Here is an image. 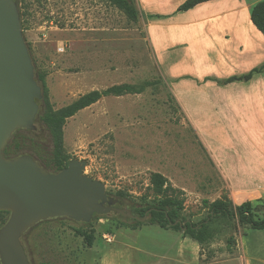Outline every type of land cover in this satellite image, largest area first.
Here are the masks:
<instances>
[{
  "label": "rangeland",
  "instance_id": "obj_1",
  "mask_svg": "<svg viewBox=\"0 0 264 264\" xmlns=\"http://www.w3.org/2000/svg\"><path fill=\"white\" fill-rule=\"evenodd\" d=\"M246 1L252 5L260 0ZM18 7L24 20L21 26L24 41L31 49L36 67L47 71L48 76L92 71L107 65L152 63L145 32L137 20L128 18L109 0H18ZM60 7H82L84 13L90 9L104 19L99 21L100 27L94 26V30L91 27L65 30L60 23ZM102 26L107 29H102ZM243 35L250 49L234 58L233 72H230L231 68L218 67L221 76L241 74L264 62V35L249 30L246 21ZM82 39L83 43L80 41ZM180 55V52H174L167 56L177 58ZM249 63L252 65L248 66ZM253 80L264 84V74L253 76ZM241 82L239 84H243ZM223 92L214 89L211 94L217 100H222ZM260 94H264V89H260ZM169 103V107H162L161 111L156 110L149 117L169 116L170 123H149L145 133L126 134L122 130L97 133L87 124L81 135L73 138V144L69 146L72 154L69 155L72 159L87 163L83 173L102 181L109 196L115 197L118 190L127 193L119 201V206L128 209L133 203L153 201L154 194L148 188L149 176L152 172H160L173 187L183 191L184 209L181 216L198 221L207 214L205 200L210 202L223 193L228 197L231 194L227 187L223 188L222 185L226 184L199 141L193 124L171 98ZM224 107L215 109L202 103L195 108L196 124L204 126L202 134L205 135L206 143L222 159L227 157V152H242L253 144L250 139L238 136L241 130L246 129L241 119L245 118V113L264 110V101L259 107L245 104L243 107L234 106L231 111ZM203 111L211 115L204 116L201 114ZM252 121L257 125L263 123L257 114L252 116ZM34 124L35 129L30 136L42 142L45 150L49 151L51 142L45 126L40 122ZM255 209L257 215L264 217V198ZM88 223L90 225L85 226L82 222L59 217L34 225L20 239L28 263L176 264V242L168 233L182 236L179 231L151 224L139 225L135 229L118 226L112 213L91 218ZM73 227L92 231V245H87L83 237L75 235ZM212 228L215 231L214 239L200 247L201 259L204 261L220 254H232L244 232V228H236L233 222L221 218L214 221ZM230 235L235 241L229 247L227 238Z\"/></svg>",
  "mask_w": 264,
  "mask_h": 264
},
{
  "label": "crops",
  "instance_id": "obj_2",
  "mask_svg": "<svg viewBox=\"0 0 264 264\" xmlns=\"http://www.w3.org/2000/svg\"><path fill=\"white\" fill-rule=\"evenodd\" d=\"M184 1L134 0L138 12L137 23L145 32L151 52V64L107 65L92 71L46 76L49 102L54 110L68 106L92 91L102 92L122 84L144 85L143 90L136 93L103 95L66 118L62 127L63 150L68 155L72 154L69 146L73 144V138L87 128V124L97 133L104 134L119 130L126 134L145 133L149 123L168 125L171 121L169 116H149L156 110L161 111L162 107H169L171 98L195 127L199 141L226 184L222 185L223 188L227 187L230 191L229 199L237 204L256 202L264 198V110L243 115L245 118L241 120L246 129L242 127L244 130L238 136L250 139L253 144L242 152L225 153L228 161L208 146L202 134L204 126L197 125L195 119V108L202 103L215 109L225 106L227 111H231L234 106L243 107L245 104L259 107L264 101V94H260L264 84L255 83L253 77L241 82L243 84H220L207 79L231 76H221L218 67L231 68L230 72H233L234 58L250 49L243 35V25L246 21L249 30L260 33L249 17V9L256 2L249 5L246 0H211L186 11L177 10ZM60 8V23L65 30L72 27L93 29L94 26L100 27L104 19L90 9L84 13L82 7ZM50 23L53 21L50 20ZM80 41L83 43L84 39ZM174 52H180L181 55L177 58L167 56ZM149 81L153 83L145 85ZM214 89L224 91L222 100H217L211 94ZM201 114L211 115L205 111ZM256 114L263 123L254 124L252 116ZM168 235L176 242V264H264V229L241 233L232 254H220L207 261L201 259L197 242L171 235L170 232Z\"/></svg>",
  "mask_w": 264,
  "mask_h": 264
},
{
  "label": "water",
  "instance_id": "obj_3",
  "mask_svg": "<svg viewBox=\"0 0 264 264\" xmlns=\"http://www.w3.org/2000/svg\"><path fill=\"white\" fill-rule=\"evenodd\" d=\"M40 97L17 4L0 0V211L9 212L0 227V264H29L20 239L41 221L67 217L88 223L94 214L111 212L146 219L116 207L104 183L83 173V160L71 159L61 171L51 173L29 155L4 157L15 131L35 129Z\"/></svg>",
  "mask_w": 264,
  "mask_h": 264
},
{
  "label": "trees",
  "instance_id": "obj_4",
  "mask_svg": "<svg viewBox=\"0 0 264 264\" xmlns=\"http://www.w3.org/2000/svg\"><path fill=\"white\" fill-rule=\"evenodd\" d=\"M18 7V0H14ZM117 8L121 9L128 18L137 20L138 12L133 0H109ZM211 0H185L177 8L179 11H186L198 4ZM21 26H23L22 13L18 7ZM249 17L253 26L264 35V0H260L251 6L249 9ZM26 43V42H25ZM34 70V78L38 86L40 87L41 97L36 100L38 105V112L34 119L35 122L42 123L50 138L51 149L45 150V146L42 142L33 139L30 134L32 130H17L12 134L11 139L8 141L3 149V155L6 158H13L20 155H29L35 161H37L44 169L51 173H57L65 168L68 162L72 159L70 155L66 154L63 150L62 143V127L66 118L72 116L79 109L86 107L103 95H120L125 93H136L143 90L144 85L135 86L130 84H122L109 87L108 89L99 92L92 91L74 103L54 110L51 107L48 97V89L46 86L45 78L47 71L41 68H37L32 57L31 49L26 44ZM264 74V62L252 67L248 71L231 75L224 79H212L220 84H227L231 82H247L253 76ZM153 82H146L145 85H150ZM149 190L154 194L153 201L150 203H133L129 210L131 213L139 218L146 215V219L141 222L139 220L123 217L119 214L111 212L115 215V221L118 226H125L131 229H135L139 225L151 224L160 228H169L175 231H179L182 237H187L201 247L208 244L214 239L215 231L212 228V224L216 219H225L234 223L235 227L244 228L243 234L246 230H262L264 229V217L257 215L255 206L262 202V199L256 202L244 201L240 204H234L226 193H223L219 198L207 203V214L204 218L198 221H192L181 216V212L184 209V197L183 191L173 187L168 179L158 172H152L149 180ZM127 196L122 190L115 192L117 202ZM9 216V212L0 211V227L5 223ZM104 215L94 214L92 218L104 217ZM67 218V217H66ZM69 219V218H67ZM72 220V219H70ZM46 221V220H45ZM74 221V220H73ZM41 221L37 224H41ZM83 225L89 226L90 223H84ZM74 234L83 237L85 243L89 246L92 245L94 236L92 231L87 232L82 227H73ZM235 241L233 235L227 238V244H233ZM26 253V252H25Z\"/></svg>",
  "mask_w": 264,
  "mask_h": 264
},
{
  "label": "flooded vegetation",
  "instance_id": "obj_5",
  "mask_svg": "<svg viewBox=\"0 0 264 264\" xmlns=\"http://www.w3.org/2000/svg\"><path fill=\"white\" fill-rule=\"evenodd\" d=\"M116 200H117V199H116ZM115 206H116V207H119V208H124L123 206H119V203H118V202H116ZM24 250H25V249H24Z\"/></svg>",
  "mask_w": 264,
  "mask_h": 264
},
{
  "label": "built area",
  "instance_id": "obj_6",
  "mask_svg": "<svg viewBox=\"0 0 264 264\" xmlns=\"http://www.w3.org/2000/svg\"><path fill=\"white\" fill-rule=\"evenodd\" d=\"M109 240V239H108Z\"/></svg>",
  "mask_w": 264,
  "mask_h": 264
}]
</instances>
